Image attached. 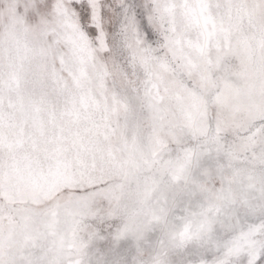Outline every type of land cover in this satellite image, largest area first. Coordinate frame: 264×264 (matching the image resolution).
Masks as SVG:
<instances>
[{
    "label": "snow or ice",
    "instance_id": "obj_1",
    "mask_svg": "<svg viewBox=\"0 0 264 264\" xmlns=\"http://www.w3.org/2000/svg\"><path fill=\"white\" fill-rule=\"evenodd\" d=\"M0 264H264V0H0Z\"/></svg>",
    "mask_w": 264,
    "mask_h": 264
}]
</instances>
